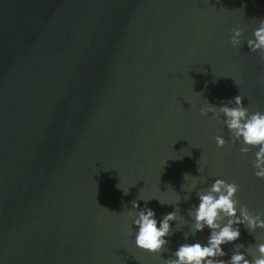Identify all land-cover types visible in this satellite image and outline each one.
<instances>
[{
	"label": "water",
	"instance_id": "water-1",
	"mask_svg": "<svg viewBox=\"0 0 264 264\" xmlns=\"http://www.w3.org/2000/svg\"><path fill=\"white\" fill-rule=\"evenodd\" d=\"M259 19L264 0H0V264H166L207 243L189 212L216 179L264 219L258 148L219 111L240 95L264 112ZM144 208L157 227L176 212L160 253L135 245ZM234 227L221 259H251L264 229Z\"/></svg>",
	"mask_w": 264,
	"mask_h": 264
},
{
	"label": "clouds",
	"instance_id": "clouds-1",
	"mask_svg": "<svg viewBox=\"0 0 264 264\" xmlns=\"http://www.w3.org/2000/svg\"><path fill=\"white\" fill-rule=\"evenodd\" d=\"M241 35V29L232 30L230 42L233 46L240 43ZM247 43L252 52L258 51L261 59H264V19H259L258 27L253 31V38L248 39ZM215 110L209 105L201 109V115ZM219 111L225 118L223 123L231 133V140L241 143L239 151L242 154L249 153L252 148H258L252 161L253 175L264 180V112L256 111L250 114L248 108L243 106L240 95L233 97L229 103L222 102ZM215 141L218 148L225 145V140L220 136H216ZM187 176L188 174H185L184 179ZM239 187L236 183L216 179L209 188L198 193L199 204L190 210L189 215L193 217L194 233L209 229L207 243L181 244L173 253L175 258H169L166 264H264V243L255 245V255H251V259L248 258L250 252L246 254L238 250L233 252L230 259H221L226 255L221 245L236 241L240 237L239 227L234 225L243 224L249 232H254L257 228L264 229L261 214H251L246 205L239 206L237 215L239 202L235 197ZM132 208L139 209L136 201L132 202ZM127 215L131 216L132 213L128 212ZM176 219V212H169L159 221L157 227V219L152 209L139 210L132 221L137 229L136 247L148 253H160L168 243L164 238L170 233L169 222ZM239 247L242 246L238 245L237 249Z\"/></svg>",
	"mask_w": 264,
	"mask_h": 264
}]
</instances>
